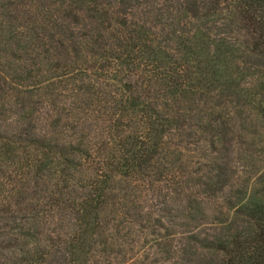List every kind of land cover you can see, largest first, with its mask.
I'll return each instance as SVG.
<instances>
[{
  "label": "trees",
  "instance_id": "16d2710c",
  "mask_svg": "<svg viewBox=\"0 0 264 264\" xmlns=\"http://www.w3.org/2000/svg\"><path fill=\"white\" fill-rule=\"evenodd\" d=\"M259 131L264 0H0V264H264Z\"/></svg>",
  "mask_w": 264,
  "mask_h": 264
},
{
  "label": "rangeland",
  "instance_id": "374dc122",
  "mask_svg": "<svg viewBox=\"0 0 264 264\" xmlns=\"http://www.w3.org/2000/svg\"><path fill=\"white\" fill-rule=\"evenodd\" d=\"M116 2V4H118L117 3V1H115ZM116 8H120L121 10H126V8L125 9H123V8H121L120 6H118V5H116ZM159 8V5L157 6V9ZM120 10V11H121ZM155 22H158V21H155ZM148 27V26H147ZM257 139H259V140H263L264 139V135L262 134V131H259V135H258V137H257ZM170 142V141H169ZM172 142H174V141H172ZM235 177V176H234ZM264 188L263 187H256V192L257 193H259V194H257V198L258 199H261L262 197H260V196H262V193L264 194Z\"/></svg>",
  "mask_w": 264,
  "mask_h": 264
}]
</instances>
